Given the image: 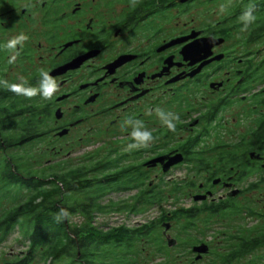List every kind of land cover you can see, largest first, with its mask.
<instances>
[{"label": "flooded vegetation", "instance_id": "af4514ba", "mask_svg": "<svg viewBox=\"0 0 264 264\" xmlns=\"http://www.w3.org/2000/svg\"><path fill=\"white\" fill-rule=\"evenodd\" d=\"M249 5L257 9L256 18L264 12V0H138L135 6L131 0H0L2 68L19 66L16 61L8 63L12 51L3 45L20 33L27 35L23 48L17 46L19 58L25 60L21 70L28 76L27 84L38 87L39 70L44 69L59 86L50 101L39 95L44 134L52 148L57 147L56 153L67 154L76 146L101 140L100 130L119 133L122 146L117 158L111 160L105 152L104 164H95L117 166L101 183L108 177L103 183L115 185L109 188L132 190L137 203L148 193L149 201L156 197L155 191H138L147 173H167L184 165L186 172L198 173L185 182L187 187L202 177L192 187L197 190L188 192L193 203L187 207L201 216L220 205L215 212L220 216L236 209L246 188L253 190L250 168H264V148L240 149V138L227 120L222 125L235 139L231 143L219 139V122L234 104L240 109H232V123L235 114L251 118L242 140H252L264 121V85L253 91L257 54L248 47L264 41V29L257 32L250 25L241 31L240 16ZM232 38L235 42H230ZM72 61L77 62L75 67L52 74ZM156 109L179 115L175 133L166 128ZM129 119L152 132L155 139L149 147L126 150L132 142V126L125 124ZM207 139L214 144L209 146ZM250 151L258 158H252ZM175 155L180 160L165 170L164 164ZM159 157L162 161L152 162ZM240 179H248L245 187L239 186ZM153 184L150 179L148 187ZM174 221L164 220L161 226L171 227ZM162 234L167 247L177 245L174 238L176 243L169 246V233Z\"/></svg>", "mask_w": 264, "mask_h": 264}, {"label": "rangeland", "instance_id": "374dc122", "mask_svg": "<svg viewBox=\"0 0 264 264\" xmlns=\"http://www.w3.org/2000/svg\"><path fill=\"white\" fill-rule=\"evenodd\" d=\"M241 35L245 36V33H241ZM236 37L240 36L237 35ZM235 39L232 38L230 42H235ZM248 47L257 54L252 64V69L257 67L255 73H253L255 80L252 82L253 91H257L258 88L264 85V65L258 68V66L264 64V60L262 61L264 41H255ZM258 49L262 52L257 53L256 50ZM24 63L25 60L18 57L16 64H19V66L13 67L12 70L6 69V71H3L2 76L4 79L9 83H19L21 78L26 81L25 78L28 76H25L26 73L21 70ZM233 106L226 111V115L219 122V139L225 141V143H231L235 139L226 132L229 129H225L222 125L227 120L228 125H231L240 138V149H244L248 138L242 140V136L250 129L251 118L235 114L236 121L232 123L231 117L234 116L232 109H237V112L240 109L238 103ZM45 127L42 128L43 133L41 131L37 137L21 141L18 145L7 147L2 142V145H0V170L6 162H10L14 163L19 173L26 175L30 172L31 175L44 179L70 167L85 166L88 169L80 178L98 180L117 169V166L103 168L96 167L95 164H104L105 152L111 160L117 158L122 146L118 137L119 133L111 134L109 131L106 134L103 130H100L98 134L102 138L101 140L81 144L66 154V150L56 153L57 147L52 148L49 137L44 134ZM5 134L9 135L8 131H5L3 136H7ZM206 142L209 146L214 144V140ZM99 144L101 146L95 149ZM120 163L122 164V162H117V164ZM194 173L198 174L197 172H188V170L186 172L184 165L167 173H147L145 183L142 189L138 191L140 193V191L150 192L153 190L156 194L160 192L162 197L160 203L146 201L148 193L143 194V201L137 203L136 195L130 193L132 190L120 192L108 187L109 185L115 186L114 184L105 186L102 183L99 184L104 189L89 193L99 194L98 198L92 202L85 199V192H72L70 193V196H72L70 199L85 200L82 202L89 206L90 216L88 218L83 212L78 211L68 217L67 224L70 228H76L84 223H90L97 229L106 231L121 226L137 227L141 224L156 222L154 231L143 238L136 239L129 251L121 252L119 248L112 245L100 246L98 250H92L90 257L94 264H120L123 261L125 264H215L219 262L221 255L235 245L236 240L233 237L239 234L248 235L253 233L254 230L264 228V180L261 179L264 178V168L258 166L250 168L249 180H255V183L258 182V186L254 185L253 190L246 191L240 199L236 200V209H231L220 216L202 214L196 216L197 218L193 219L192 222H188L185 218L172 222L166 233L168 232L170 237L176 238L178 243L174 247H167L165 236L162 234L164 227L158 224L157 221L162 213L179 207H187L193 203V200L188 197V192L197 190L192 187H195L197 182L202 180V177H195L193 185L190 187H187L185 182L190 180ZM150 179L154 183L151 188L148 187ZM247 181L240 179L239 186L245 187ZM175 183L179 184L180 189L173 192L172 186ZM183 183L185 186H183ZM7 188H9V193H6ZM28 195H30L29 189L9 184L8 180L0 175V217L10 211L16 204L21 203ZM69 202L67 201V204H70ZM27 218L28 216L22 218V223L15 225L10 233L0 241V264H16L19 260L25 259L26 255L29 257V264H81L80 259L69 261L67 257L63 256L57 259L50 258L45 247L31 251L26 233L29 232L32 225L27 221ZM197 240L206 243L208 251L203 254L201 259L195 260L194 254L190 253V247L197 244ZM230 264H264V245L253 249L249 254L232 260Z\"/></svg>", "mask_w": 264, "mask_h": 264}, {"label": "trees", "instance_id": "16d2710c", "mask_svg": "<svg viewBox=\"0 0 264 264\" xmlns=\"http://www.w3.org/2000/svg\"><path fill=\"white\" fill-rule=\"evenodd\" d=\"M259 16L256 18L257 21L251 24L254 25V30L257 32L264 29V12L260 13ZM258 22L262 23L263 26H258ZM3 54L1 51L0 80H5L2 76ZM21 97L0 86V145H2V142L7 147L18 145L21 141L37 137L40 135L42 128L45 127L41 117L42 105L40 96L37 95L32 99ZM258 127L260 129L259 133L257 131L254 134L252 140L245 144V148H257L259 150H261V147L264 148V121H261ZM5 131H8L9 135L5 134L7 136H3ZM251 152L254 151H250L248 154ZM254 154L258 155L257 153ZM87 169L85 166L70 167L43 179L31 175L30 172L26 173V175L19 173L14 163L6 162L0 170V175L8 180L9 184L29 189L30 195L0 217V241L10 233L15 225L22 223V218L28 216L27 221L31 223L32 228H29L26 236L29 238L31 251L45 247L50 258L57 259L63 256L67 257L69 261L80 259L81 264H94L90 257L92 250H98L100 246L112 245L119 248L121 252L129 251L136 239L143 238L154 231L156 222L141 224L137 227L121 226L106 231L99 230L90 223L70 228L67 224V219L70 215L81 211L88 218L90 216L89 206L82 202L85 200L70 199L72 197L70 193L85 192V199L92 202L98 198L99 194L89 193L104 189L103 186L105 184L103 181H109V178L105 177L106 179L104 178L102 181L103 186L101 187V179H81L80 177L85 174ZM261 179L264 180L263 177ZM255 186H258V182L255 183ZM178 189H180V186L175 183L172 186V191L174 192ZM247 190L248 188H246ZM6 193H9V188H7ZM67 201H70V204H67ZM161 201L162 197L160 192H158L156 197H150L148 202L160 203ZM220 207V205H216L212 214H217L215 212H219ZM62 208L69 215L61 222H57L54 216ZM193 208L179 207L164 212L157 223L161 224L164 220H178L180 218H185L188 222H192L193 219L197 218L194 215ZM168 212H170V215H168ZM233 238L236 240L235 245L221 255L219 262L215 264H230L232 260L251 253L257 247L263 246L264 228L262 230H254L253 233L248 235L239 234ZM198 242L201 243L202 240H197L196 243ZM16 264H29V257L16 262ZM120 264L125 263L123 261Z\"/></svg>", "mask_w": 264, "mask_h": 264}, {"label": "clouds", "instance_id": "9594fccd", "mask_svg": "<svg viewBox=\"0 0 264 264\" xmlns=\"http://www.w3.org/2000/svg\"><path fill=\"white\" fill-rule=\"evenodd\" d=\"M138 3V0H131V5L135 6ZM255 10L254 5H249L247 9L240 16V20L243 23V27L241 31H246L248 27L255 22L256 17L253 14ZM221 11H223V6H221ZM28 39L27 35L24 33H20L14 38L7 41L3 47L7 50L12 51V55L8 59L9 64L15 63L17 58L20 55V52L17 50V46L21 49L23 48L24 42ZM40 80L38 87L26 86L27 81L21 78L19 83H9L7 80H0V86H2L7 91L14 93L15 95L23 96L28 99H32L37 95H40L44 100H52L54 95L59 90V86L56 80L49 74L48 71L44 69L39 70ZM157 115L162 120L163 124L166 128L175 133L176 132V123L180 119L179 115L173 113H165L160 109H156ZM125 124L132 126V131L130 133L131 141L126 150L131 151L139 148H147L154 141V136L151 131L144 128V125L140 121L126 120ZM68 212L65 209H60L58 213L55 214L54 219L57 222H61L62 220L68 217Z\"/></svg>", "mask_w": 264, "mask_h": 264}, {"label": "water", "instance_id": "95a60500", "mask_svg": "<svg viewBox=\"0 0 264 264\" xmlns=\"http://www.w3.org/2000/svg\"><path fill=\"white\" fill-rule=\"evenodd\" d=\"M74 62L75 61H72L71 63H68L66 65H63V66L59 67L58 69L53 70L52 74H59V73L64 72L68 68L75 67L77 65L76 64L77 62H75V63ZM60 133L62 134V132H60ZM250 156L252 158H254V157L258 158V155H254V152H251ZM164 157L165 156H163V158ZM163 158H161V157L155 158L152 162L154 163L156 161H162ZM179 160H180V155H175L174 157H170V159L164 164V166H163L164 169L166 170L170 165L178 162ZM195 199H197V198H195ZM162 226L164 227L163 232L166 233V230L169 228L170 223H163ZM166 236H167V244L169 246H172V245H174L176 243V240L174 238L170 237L169 234H167ZM191 250H192V252L196 253L195 259H199L202 256V254L207 253L208 245L206 243H204V242H201V243L193 245L191 247Z\"/></svg>", "mask_w": 264, "mask_h": 264}]
</instances>
